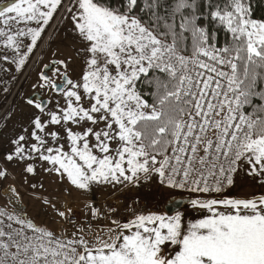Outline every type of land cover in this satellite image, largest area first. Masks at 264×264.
Wrapping results in <instances>:
<instances>
[{"label": "snow or ice", "instance_id": "1", "mask_svg": "<svg viewBox=\"0 0 264 264\" xmlns=\"http://www.w3.org/2000/svg\"><path fill=\"white\" fill-rule=\"evenodd\" d=\"M62 24L75 57L39 67L4 156L25 183L46 174L59 187L35 197L48 218L38 224L8 186L17 201L0 208V264H264V17L253 0H0V64L32 69ZM244 180L251 194H233ZM60 188L114 201L86 200L77 217Z\"/></svg>", "mask_w": 264, "mask_h": 264}, {"label": "rangeland", "instance_id": "2", "mask_svg": "<svg viewBox=\"0 0 264 264\" xmlns=\"http://www.w3.org/2000/svg\"><path fill=\"white\" fill-rule=\"evenodd\" d=\"M49 33H51L50 36ZM41 43H43V51L39 48L36 50L39 56L34 57L37 64L32 69L25 68L22 72H16L14 66L10 67L7 63L0 64L8 71H5L4 77L7 81L4 84H1V78L3 77H0V166L6 167L9 172L7 180L0 181V208L7 207L10 211L15 208L17 198L8 191V186L12 185L20 193L19 203L25 209L27 215L30 217L39 215V219L36 221L38 224L47 223L48 218L41 213V202L35 197L49 196L59 186L54 182V177H48L46 174L35 177L29 176L28 182L25 183L22 172L23 166L7 163L4 156L12 149L11 139L22 131L21 126L26 125L31 115V110L25 105L24 100L33 91L31 85L36 80V72L39 67L43 63H48L49 59L53 57V53H56L57 58L75 57V49L78 47L72 39V34L66 30L64 24L60 25L59 29L55 31L51 27L47 29ZM33 183L37 184L35 189L31 187ZM40 183H43V188L39 187ZM101 191L97 189L88 195H84L73 190L69 196L63 188H60L59 192L55 194L59 195L60 199L69 201L75 208L76 215L80 217L82 215L80 208L86 200L95 201L97 204L114 201V199L103 201V198H99L101 196L99 192ZM237 193L238 191H235L233 194L236 195ZM164 194L167 195L166 192ZM10 197L12 203H9ZM147 198L145 197V199ZM50 226L58 227L56 225Z\"/></svg>", "mask_w": 264, "mask_h": 264}, {"label": "crops", "instance_id": "3", "mask_svg": "<svg viewBox=\"0 0 264 264\" xmlns=\"http://www.w3.org/2000/svg\"><path fill=\"white\" fill-rule=\"evenodd\" d=\"M0 68H3V67L0 66ZM5 71H7L5 68H3L2 71H0V77H3V78H1V80H2L1 81V84H4L7 81V79L4 77ZM7 72H6V74H7ZM235 191H238V193L236 195H240V196L249 195L252 192V186H251V184H250L249 181H246V180H244V181H238L237 182V187L234 190V192ZM147 192H148L147 189H142L138 195H140L141 197H144L145 198V197H147ZM99 193L101 194V196H99V198H103L102 199L103 201L109 200V199H114V197H112L111 193L108 192L107 190H102Z\"/></svg>", "mask_w": 264, "mask_h": 264}, {"label": "trees", "instance_id": "4", "mask_svg": "<svg viewBox=\"0 0 264 264\" xmlns=\"http://www.w3.org/2000/svg\"><path fill=\"white\" fill-rule=\"evenodd\" d=\"M253 8L256 17H264V0H253Z\"/></svg>", "mask_w": 264, "mask_h": 264}, {"label": "built area", "instance_id": "5", "mask_svg": "<svg viewBox=\"0 0 264 264\" xmlns=\"http://www.w3.org/2000/svg\"><path fill=\"white\" fill-rule=\"evenodd\" d=\"M109 204H111V203H113V201H107ZM77 217H79V216H77Z\"/></svg>", "mask_w": 264, "mask_h": 264}, {"label": "flooded vegetation", "instance_id": "6", "mask_svg": "<svg viewBox=\"0 0 264 264\" xmlns=\"http://www.w3.org/2000/svg\"><path fill=\"white\" fill-rule=\"evenodd\" d=\"M42 66V65H41Z\"/></svg>", "mask_w": 264, "mask_h": 264}]
</instances>
